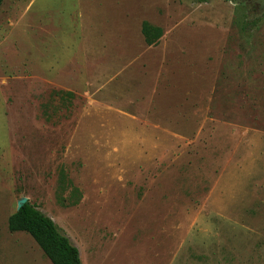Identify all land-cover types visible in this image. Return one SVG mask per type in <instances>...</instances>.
Returning a JSON list of instances; mask_svg holds the SVG:
<instances>
[{
    "label": "rangeland",
    "instance_id": "1",
    "mask_svg": "<svg viewBox=\"0 0 264 264\" xmlns=\"http://www.w3.org/2000/svg\"><path fill=\"white\" fill-rule=\"evenodd\" d=\"M231 1L2 2L0 233L45 257L26 199L81 264H264V15Z\"/></svg>",
    "mask_w": 264,
    "mask_h": 264
},
{
    "label": "trees",
    "instance_id": "2",
    "mask_svg": "<svg viewBox=\"0 0 264 264\" xmlns=\"http://www.w3.org/2000/svg\"><path fill=\"white\" fill-rule=\"evenodd\" d=\"M3 1L0 0V6ZM196 1L204 2L207 0ZM255 24L256 22L251 21L250 17H246L241 23V29L246 32L247 28ZM141 33L147 46H155L162 37V30L147 22L142 23ZM58 184L57 202L63 207L77 205L81 193L67 180L63 170L59 171ZM66 192H68L67 196L63 197ZM7 224L11 233L24 232L30 235L51 264H81L78 249L71 243L70 239L52 219L28 201L9 216Z\"/></svg>",
    "mask_w": 264,
    "mask_h": 264
},
{
    "label": "crops",
    "instance_id": "3",
    "mask_svg": "<svg viewBox=\"0 0 264 264\" xmlns=\"http://www.w3.org/2000/svg\"><path fill=\"white\" fill-rule=\"evenodd\" d=\"M14 233L21 234V232H14ZM10 236L11 235L10 233H8L7 230L4 232L2 231L0 233V264H19V262L17 261L18 250L25 252L26 254L25 261L28 264H51V262L46 257H43L40 253H38L36 249H34L32 243L25 241L24 238H19V237L11 238ZM3 238H5L6 240ZM7 239H9L10 241L13 239L12 242L10 243H12L14 246L8 247L5 244L8 241Z\"/></svg>",
    "mask_w": 264,
    "mask_h": 264
},
{
    "label": "water",
    "instance_id": "4",
    "mask_svg": "<svg viewBox=\"0 0 264 264\" xmlns=\"http://www.w3.org/2000/svg\"><path fill=\"white\" fill-rule=\"evenodd\" d=\"M231 3H232V1L231 0H229ZM233 4V3H232ZM256 5H257V7H258V17H261V16H263L264 15V0H258L256 3H255ZM234 5V4H233ZM27 202V200L26 199H21V200H19V202H18V205H17V209L16 210H19L21 207H22V205L23 204H25Z\"/></svg>",
    "mask_w": 264,
    "mask_h": 264
},
{
    "label": "flooded vegetation",
    "instance_id": "5",
    "mask_svg": "<svg viewBox=\"0 0 264 264\" xmlns=\"http://www.w3.org/2000/svg\"><path fill=\"white\" fill-rule=\"evenodd\" d=\"M244 1H245V3H247L250 6L249 13H251L254 16H257L259 12H258V7L255 3L258 0H244Z\"/></svg>",
    "mask_w": 264,
    "mask_h": 264
}]
</instances>
